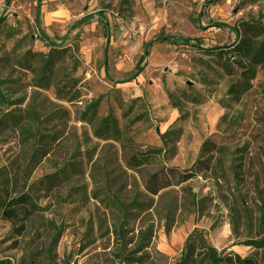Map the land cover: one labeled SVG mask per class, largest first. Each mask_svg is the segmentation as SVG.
<instances>
[{
  "label": "rangeland",
  "instance_id": "374dc122",
  "mask_svg": "<svg viewBox=\"0 0 264 264\" xmlns=\"http://www.w3.org/2000/svg\"><path fill=\"white\" fill-rule=\"evenodd\" d=\"M3 179L0 264H264V0H0Z\"/></svg>",
  "mask_w": 264,
  "mask_h": 264
},
{
  "label": "trees",
  "instance_id": "16d2710c",
  "mask_svg": "<svg viewBox=\"0 0 264 264\" xmlns=\"http://www.w3.org/2000/svg\"><path fill=\"white\" fill-rule=\"evenodd\" d=\"M38 24L39 8L37 7L36 25ZM39 34L42 39H46L43 32H39ZM155 41H165L172 45H178L180 43V40L175 38H163ZM240 42L243 43V40H240ZM48 44L54 46L53 43L48 42ZM237 50H240L239 44L234 46L212 47V49L207 50V52L212 57L214 64L220 68L228 78H230L236 75L242 77L243 75V64L240 60L233 59V52ZM236 87L237 89L243 88L242 85ZM105 121L107 120L105 119ZM235 137L236 133L222 136L215 132L206 136L199 146L194 162L187 169V172H185L186 174L184 173L182 180L186 181L209 170L218 145L224 142L233 141ZM38 210L39 206L30 194L23 192L18 195H13L6 179H3V182H0V219L11 222L16 229L17 234H20L23 231L25 222L37 213ZM106 247L107 246H105V248Z\"/></svg>",
  "mask_w": 264,
  "mask_h": 264
}]
</instances>
